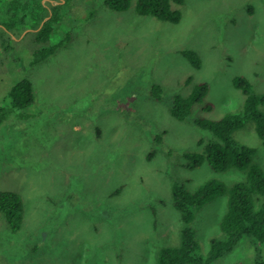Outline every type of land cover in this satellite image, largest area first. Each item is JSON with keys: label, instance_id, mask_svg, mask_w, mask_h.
<instances>
[{"label": "rangeland", "instance_id": "obj_1", "mask_svg": "<svg viewBox=\"0 0 264 264\" xmlns=\"http://www.w3.org/2000/svg\"><path fill=\"white\" fill-rule=\"evenodd\" d=\"M66 1L68 17L53 35L56 43L68 35L65 46L30 66L37 45L27 29L0 56V104L24 78L34 91V104L0 125V191L18 194L24 208L15 232L0 214V264H155L159 249L179 239L174 182L193 192L209 180L231 187L245 179L206 163L186 168L185 156L213 138L175 120L169 107L174 94L206 83L212 109L198 104L192 118L240 113L236 76L264 94V0H171L177 24L138 15L137 0L120 12L104 0ZM183 51L197 54L198 69ZM152 85L161 87L159 102ZM233 137L255 149L264 170L254 123ZM227 198L194 210L190 228L202 257L222 236ZM255 244L243 237L213 264H254L256 254L264 262V244L256 251Z\"/></svg>", "mask_w": 264, "mask_h": 264}, {"label": "trees", "instance_id": "obj_2", "mask_svg": "<svg viewBox=\"0 0 264 264\" xmlns=\"http://www.w3.org/2000/svg\"><path fill=\"white\" fill-rule=\"evenodd\" d=\"M170 1L137 0L135 11L140 16L177 24L180 15L171 9ZM103 3L117 12L125 11L130 6V0H104ZM67 7L69 4L66 0H0V56L13 50L12 43H17L14 39L31 29L25 37L30 35L37 48L32 54L30 66L47 60L69 40L66 35L57 43L53 41V35L64 24V18L68 17V13L64 11ZM182 55L194 68L200 67L197 54L183 51ZM232 84L245 97L243 109L240 113L227 114L219 120L192 118L194 107L198 104H201L203 110L212 109L211 104L204 103L209 91L206 83L196 85L185 97L179 94L172 96L169 107L171 116L179 122L187 121L207 131L213 138L204 144L199 143L203 144L202 151L185 156L188 160L185 167L194 169L206 163L216 172L236 169L245 174V179L231 187L209 180L193 192L187 191L183 184L174 182L171 186V197L172 206L181 217L179 239L177 245L159 249L155 264H213L231 252L243 237L250 238L254 243L264 244V170L254 162L255 149L239 143L233 137L247 121H252L255 133L264 148V114L259 108L264 105V94L253 91L243 77H234ZM33 93L32 83L27 78L12 85L0 104V125L13 112L32 106ZM161 93L159 85H152L151 98L159 102L162 100ZM157 138L160 139V136ZM223 194H227L228 198L226 211L219 222L222 236L210 240L209 250L202 257L198 253L194 232L190 228L193 213L195 209ZM23 212V202L18 194L0 191V214L12 232L19 230ZM257 244L255 251L258 250ZM254 264H264L257 254Z\"/></svg>", "mask_w": 264, "mask_h": 264}, {"label": "water", "instance_id": "obj_3", "mask_svg": "<svg viewBox=\"0 0 264 264\" xmlns=\"http://www.w3.org/2000/svg\"><path fill=\"white\" fill-rule=\"evenodd\" d=\"M63 1V0H62ZM46 20V19H45ZM44 22V21H43Z\"/></svg>", "mask_w": 264, "mask_h": 264}]
</instances>
